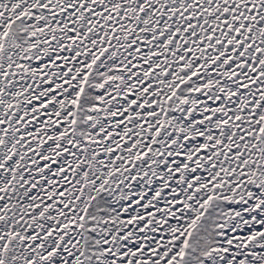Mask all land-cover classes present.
<instances>
[{
    "label": "snow or ice",
    "instance_id": "obj_1",
    "mask_svg": "<svg viewBox=\"0 0 264 264\" xmlns=\"http://www.w3.org/2000/svg\"><path fill=\"white\" fill-rule=\"evenodd\" d=\"M0 264H264V0H0Z\"/></svg>",
    "mask_w": 264,
    "mask_h": 264
}]
</instances>
